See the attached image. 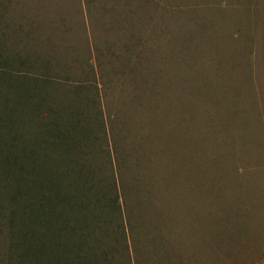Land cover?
Wrapping results in <instances>:
<instances>
[{
  "label": "rangeland",
  "instance_id": "rangeland-1",
  "mask_svg": "<svg viewBox=\"0 0 264 264\" xmlns=\"http://www.w3.org/2000/svg\"><path fill=\"white\" fill-rule=\"evenodd\" d=\"M17 81L81 122L89 193L116 186L106 264H264V0H0V121ZM15 107L60 173L46 109Z\"/></svg>",
  "mask_w": 264,
  "mask_h": 264
},
{
  "label": "trees",
  "instance_id": "trees-1",
  "mask_svg": "<svg viewBox=\"0 0 264 264\" xmlns=\"http://www.w3.org/2000/svg\"><path fill=\"white\" fill-rule=\"evenodd\" d=\"M33 82L6 84L16 88L18 97L12 107L7 109L9 104L3 106L5 120L0 121V133L6 129L8 132L7 136L0 137V191L7 194L12 205L9 212L1 215L5 208L0 200V264H106L107 254L98 253L92 230L104 220L102 225L106 229L115 228L120 236H125L116 186L114 182L102 181L101 194L89 193L96 187L94 175L98 174L86 168L85 161L74 150L81 122H70L68 114L60 118L56 109H48ZM30 101L36 112L40 113V108L46 109L51 147L64 149L65 154L60 160L64 169L60 173H56L49 163L45 167L46 159L34 150L39 148L36 138L29 143L18 130L11 132L19 122L11 118L8 111L20 114L15 105L19 103L21 108ZM82 136L90 138L86 139L87 145L95 142L90 128L86 136ZM84 142L82 138L81 143ZM41 158L45 159L43 165H37ZM95 196L98 198L93 201ZM2 229L7 231L4 233Z\"/></svg>",
  "mask_w": 264,
  "mask_h": 264
}]
</instances>
